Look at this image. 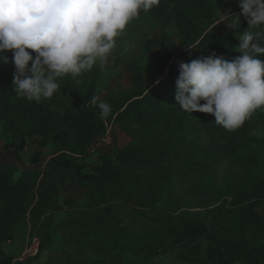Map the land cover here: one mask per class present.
<instances>
[{
	"label": "trees",
	"instance_id": "1",
	"mask_svg": "<svg viewBox=\"0 0 264 264\" xmlns=\"http://www.w3.org/2000/svg\"><path fill=\"white\" fill-rule=\"evenodd\" d=\"M221 6L219 0H160L149 10L160 22L161 33L146 40L143 50L157 54L141 68L131 70L127 65L130 87L101 99L112 109L106 119L91 103L96 97V71L75 102L63 103L57 92L51 99L36 103L18 97L13 90L15 69L12 54L7 53L9 63L0 64V122L11 137L4 147L6 153L18 154L34 140L30 162L37 165L42 150L50 147L47 164L60 172L59 184L65 181L63 174L71 173L79 184H85L88 203L85 213L83 210L56 223L53 215L74 210L75 200L60 193L59 185H42V173L37 169L22 170L15 178L12 166L0 165V264H58L63 247L78 246L88 239H92L88 244L94 250L95 264L108 259V264H151L176 252L199 264H264V146L250 137L247 123L227 131L210 114L183 111L174 97L180 62L212 53L226 60L240 55L235 34L248 27L244 17H240L238 30L229 29L220 36L209 31L219 21ZM240 11L237 1L231 13L239 15ZM169 26L177 32V43L166 31ZM259 58L264 61L263 56ZM53 104L60 106L62 113L54 112ZM193 118L207 133L226 142L220 151L242 170L241 181L245 175L253 177L246 184L234 183L235 187L218 192L208 184L198 188L199 192L212 191V196L221 201L211 211L212 222L184 215L177 220L167 218L162 222L166 227L164 237L144 242L112 217L107 198L113 192L128 190L139 206L152 208L161 188L169 182L168 173L157 174L159 180L153 182L139 174L137 167H154L168 155L172 160L188 158L189 149L181 134ZM116 133L128 138L125 145H110L102 162L83 173L85 166L80 162L88 159L98 143L114 141ZM171 139L176 150L168 146ZM26 223L39 229L31 249L21 258L5 256L2 245L13 240L15 229Z\"/></svg>",
	"mask_w": 264,
	"mask_h": 264
},
{
	"label": "clouds",
	"instance_id": "2",
	"mask_svg": "<svg viewBox=\"0 0 264 264\" xmlns=\"http://www.w3.org/2000/svg\"><path fill=\"white\" fill-rule=\"evenodd\" d=\"M159 3L0 0V64L9 63L11 52L12 86L18 97L36 103L51 99L60 90L59 78L71 76L80 83L77 78L97 62L108 61L127 25ZM238 6L239 15L229 10L220 20L238 30L240 17L246 19L248 27L236 35L240 55L226 60L212 53L180 62L175 80L176 105L189 114L212 115L227 131L240 128L264 107V61L259 58L264 54V0H238ZM91 103L104 119L112 111L99 97Z\"/></svg>",
	"mask_w": 264,
	"mask_h": 264
},
{
	"label": "rangeland",
	"instance_id": "3",
	"mask_svg": "<svg viewBox=\"0 0 264 264\" xmlns=\"http://www.w3.org/2000/svg\"><path fill=\"white\" fill-rule=\"evenodd\" d=\"M219 1L220 5H223L218 11L221 13L225 5L230 4L232 9L233 4L238 0ZM229 10L230 7L224 9L225 12ZM220 22L219 20L214 24L209 31L213 34H220L227 28L226 24ZM216 26H218L217 29L215 28ZM166 31L170 34L172 40L177 43L175 28L169 26ZM160 33V22L155 20L149 11H141L139 17L127 25L124 34L117 38V47L106 63L101 65L100 62H97L91 71L77 78L80 83H77L71 76L58 79L60 100L68 105L75 102L87 89L88 80L92 77L94 71L98 74L96 97L102 99L109 93L125 92L131 85L130 71L127 69V65L131 66V70L141 68L146 61L154 57L157 52H144L143 44L146 40L159 36ZM238 33L235 34V38ZM33 55L35 54L33 53ZM261 56L264 57V54H261ZM51 109L54 112L62 113V108L57 104H53ZM244 123H247L246 128L250 137L256 139L264 146V107L257 109ZM135 129L138 130L139 127H135ZM181 135L185 136L183 140L185 146L189 149L188 158L172 160V156L168 155L166 159H163L164 161L157 163L154 167H150L147 164L137 167L139 174L153 182L159 180L156 178L157 174L168 173L169 182L161 188L158 201L152 208L147 209L139 206L128 190L113 192L107 198V205L112 208V217L119 219L124 226L130 228L144 242H157L164 237L166 227L162 222L167 218L177 220L184 215L198 218L205 223H211L213 218L212 209L221 204V201L216 200L211 192H218L230 186L235 187L234 183L246 184L253 177V175L248 177L245 175V180H240L243 175L242 170L220 151L221 146L226 142L218 135L207 133L197 119H190L184 134ZM115 136L114 141L109 139L107 140L108 142L98 143L88 159L80 162L81 165L85 166L83 173H89L91 167L97 166L102 162V156L108 153L110 145L122 147L128 141V138L120 133H116ZM10 141L11 137L8 131L5 130L3 122H0V165L12 166L15 178L19 176L22 170L37 169L42 173V185L49 183L59 185L60 193L66 198L72 197L75 200L76 206L74 210L69 211V213L58 212L54 214V222L57 223L83 210L85 213L88 203V190L85 184H79L69 172L63 174L65 181L59 184L58 177L60 172L47 164L50 158V147L42 150L41 162L33 165L30 162V157L35 149L34 140L28 141L26 150L18 154L13 152L6 153L4 147ZM168 146L172 150H176L172 139L169 141ZM161 182L162 179H160ZM206 184L211 187L212 191L199 192L198 188H203L207 186ZM226 201L229 202L230 199ZM38 234L39 229L34 228L29 223L16 228L15 238L1 247L3 254L13 258L23 257L31 249ZM91 240L83 241L78 246L63 247L61 249L63 256L58 264H95L94 250L90 249L88 244V241ZM199 254L201 255V252ZM180 256L181 252H176L155 260L151 264H199ZM108 263L109 259L104 264ZM120 264H136V262L123 261Z\"/></svg>",
	"mask_w": 264,
	"mask_h": 264
},
{
	"label": "crops",
	"instance_id": "4",
	"mask_svg": "<svg viewBox=\"0 0 264 264\" xmlns=\"http://www.w3.org/2000/svg\"><path fill=\"white\" fill-rule=\"evenodd\" d=\"M226 7H230V10L232 11V9H231V5H230V4L225 5L224 9H225ZM224 9L222 10L221 13L218 12L219 20H220V14L223 15V14L226 13V12L224 11ZM223 11H224V12H223ZM220 21H221V20H220ZM219 24H220V23H219ZM219 24H218V25H219ZM222 24H225V23L222 22ZM220 26H221V25H220ZM226 27H227V26H226ZM215 28L217 29L218 26H216ZM215 28H214V29H215ZM219 28H220V27H219ZM228 30H229V28L227 27V28H225L220 34H213V33H212V34L215 35V36H220V35H222L223 33H225V32L228 31ZM210 33H211V32H210Z\"/></svg>",
	"mask_w": 264,
	"mask_h": 264
}]
</instances>
